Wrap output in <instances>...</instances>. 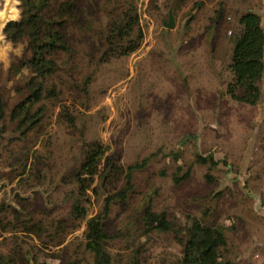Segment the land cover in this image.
I'll return each mask as SVG.
<instances>
[{
	"label": "rangeland",
	"instance_id": "374dc122",
	"mask_svg": "<svg viewBox=\"0 0 264 264\" xmlns=\"http://www.w3.org/2000/svg\"><path fill=\"white\" fill-rule=\"evenodd\" d=\"M134 3L143 33L140 47L101 62L89 95L80 101L67 88L58 98L39 102L32 112L44 105V117L25 134L27 125L17 129L11 112L29 92L31 71L16 70L26 42L8 40L5 27L0 32V106L5 113L0 116V264L91 260L84 248L87 220L124 185L134 164L141 165L134 172V192L124 202L113 201L104 220L114 264H181L180 235L175 230L148 232L143 221L147 206L165 212L178 230L190 216L221 227L232 264H264V85L255 105L228 93L230 37L239 29L238 17L249 9L261 16L264 27V0ZM6 4L0 0V11ZM20 5L16 0V16L9 22L21 18ZM171 6L176 25L168 29L164 22ZM217 10L223 12L220 28L211 26ZM94 40L76 43L77 57L68 65L62 63L67 56L59 59L66 70L76 66L74 79L94 72L89 49L103 42ZM98 51L96 61L104 47ZM61 76L68 78L65 72ZM60 77H55L59 84ZM64 104L75 114V126L60 119ZM96 141L102 144L103 161L84 193L73 174ZM199 155L208 160L200 162ZM108 161L119 170V180L112 184L103 182ZM77 200L88 209L86 219L76 221L75 229L69 225L63 237L51 235L59 220L73 224ZM35 223L42 233L27 231Z\"/></svg>",
	"mask_w": 264,
	"mask_h": 264
},
{
	"label": "trees",
	"instance_id": "16d2710c",
	"mask_svg": "<svg viewBox=\"0 0 264 264\" xmlns=\"http://www.w3.org/2000/svg\"><path fill=\"white\" fill-rule=\"evenodd\" d=\"M21 18L12 20L4 28L7 39L13 43L26 42L23 57L19 59L20 65L17 72L28 68L31 76L26 85L29 90L24 99L19 101L11 112V119L18 121L17 129L26 126L23 134L32 127L39 126L44 117L46 106L32 112L39 102L46 98H58L65 93V89L71 92V98L77 102L80 97L89 95L90 83L101 62H107L112 57H122L136 51L143 40L140 27V17L134 0H20ZM187 0H176L181 4ZM106 15L104 23L102 16ZM223 19L222 10H217L211 18L212 25L220 28ZM239 29L232 32L230 42L232 44V56L229 68L232 79L228 84V93L237 101L255 105L263 97L264 85V27L261 16L249 9L238 17ZM210 26V27H211ZM136 34V35H135ZM95 37L100 38L102 45H93L91 59L95 63L94 72L74 79L78 74L76 66L72 65L68 70L62 66L77 57L76 43L89 44ZM96 42V40H94ZM88 44V45H89ZM104 47L101 57L96 61V52ZM66 60L60 63L62 56ZM96 61V62H95ZM65 72L68 78L63 80L60 73ZM60 77L61 83L55 81ZM48 81L51 85L48 86ZM59 85L62 87L60 88ZM82 103V102H81ZM84 104V103H83ZM0 116L4 117L3 106H0ZM60 119L70 127L76 125V116L70 106L64 104L59 112ZM104 151L100 142H93L86 150L81 164L74 171L73 177L79 189L85 193L91 188L95 176L100 172ZM200 162L208 159L199 155ZM214 162V160H212ZM141 165H130L127 169L124 185L105 198L103 210L87 220L84 231V248L92 257H77L70 260H62L59 264H114V258L108 245L112 236L106 231L104 220L110 212L113 201L124 202L134 192V172ZM82 174H88L82 178ZM103 182L115 183L119 180V170L115 162L104 165ZM121 174V173H120ZM116 189V188H115ZM88 209L77 200L72 207L71 216L73 224L67 220H59L52 224L54 237H63L67 229L77 228L76 221H82L87 217ZM144 225L147 231L158 230L167 232L177 231L184 245L181 264H232L228 258L226 245L227 237L221 227L202 223L197 217H188L186 226L178 230L175 223L169 221L165 212H155L150 206L143 214ZM37 224H31L27 231L42 233L35 230ZM41 226V224H39ZM63 239V238H62ZM0 258L3 254L0 253Z\"/></svg>",
	"mask_w": 264,
	"mask_h": 264
},
{
	"label": "bare ground",
	"instance_id": "6f19581e",
	"mask_svg": "<svg viewBox=\"0 0 264 264\" xmlns=\"http://www.w3.org/2000/svg\"><path fill=\"white\" fill-rule=\"evenodd\" d=\"M7 4L3 10L0 11V32L5 23L16 16L15 2L16 0H6Z\"/></svg>",
	"mask_w": 264,
	"mask_h": 264
},
{
	"label": "water",
	"instance_id": "95a60500",
	"mask_svg": "<svg viewBox=\"0 0 264 264\" xmlns=\"http://www.w3.org/2000/svg\"><path fill=\"white\" fill-rule=\"evenodd\" d=\"M9 21H7L4 25V27L7 25ZM176 25V17H175V14H174V8L173 6H171L169 8V11H168V20H166L164 22V27L168 28V29H173Z\"/></svg>",
	"mask_w": 264,
	"mask_h": 264
}]
</instances>
